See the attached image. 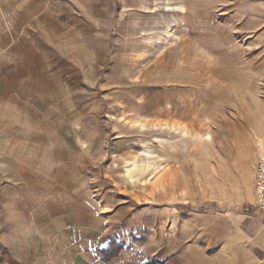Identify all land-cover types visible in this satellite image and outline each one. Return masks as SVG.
<instances>
[{"label": "rangeland", "instance_id": "1", "mask_svg": "<svg viewBox=\"0 0 264 264\" xmlns=\"http://www.w3.org/2000/svg\"><path fill=\"white\" fill-rule=\"evenodd\" d=\"M60 1L49 60L66 105L49 139L86 154L71 232L141 244L108 264H264V0ZM239 214L260 228L238 235Z\"/></svg>", "mask_w": 264, "mask_h": 264}, {"label": "crops", "instance_id": "2", "mask_svg": "<svg viewBox=\"0 0 264 264\" xmlns=\"http://www.w3.org/2000/svg\"><path fill=\"white\" fill-rule=\"evenodd\" d=\"M52 3L0 0V241L12 249L0 250V264H108L117 251L138 252L141 244L86 238L83 227L69 228L70 210L77 207V196L70 202V194L80 192L86 154L63 153L60 136L55 143L49 139L63 128L66 105L49 60L50 45L62 38ZM7 97L13 98L8 107ZM8 109L13 125L7 131ZM251 222L260 228L255 216L233 218L238 235Z\"/></svg>", "mask_w": 264, "mask_h": 264}, {"label": "built area", "instance_id": "3", "mask_svg": "<svg viewBox=\"0 0 264 264\" xmlns=\"http://www.w3.org/2000/svg\"><path fill=\"white\" fill-rule=\"evenodd\" d=\"M254 189L256 206L264 213V152L256 160L254 167Z\"/></svg>", "mask_w": 264, "mask_h": 264}]
</instances>
